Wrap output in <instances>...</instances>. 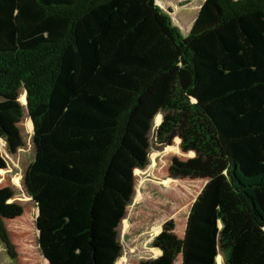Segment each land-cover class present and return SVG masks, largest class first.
<instances>
[{
    "label": "trees",
    "instance_id": "trees-1",
    "mask_svg": "<svg viewBox=\"0 0 264 264\" xmlns=\"http://www.w3.org/2000/svg\"><path fill=\"white\" fill-rule=\"evenodd\" d=\"M183 11L185 34L155 0H0V94L25 92L34 156L22 182L48 264H114L107 177L123 187L132 116L170 69L211 121L230 189L264 228V0ZM221 178L189 206L179 264H216ZM0 240L13 256L1 219Z\"/></svg>",
    "mask_w": 264,
    "mask_h": 264
},
{
    "label": "rangeland",
    "instance_id": "rangeland-1",
    "mask_svg": "<svg viewBox=\"0 0 264 264\" xmlns=\"http://www.w3.org/2000/svg\"><path fill=\"white\" fill-rule=\"evenodd\" d=\"M200 2L155 0L182 34L187 31L183 10ZM177 73L170 69L163 75L132 116L127 138L131 164L120 178L123 187L116 186L113 171L107 177L110 220L104 236L120 245L114 264H179L189 206L206 179L219 172L216 264H264V228L252 222L230 189L212 123L181 92ZM10 107L20 108L21 115ZM28 120L22 88L0 94V219L14 253L0 240V264H47L37 246V209L22 184L34 156Z\"/></svg>",
    "mask_w": 264,
    "mask_h": 264
},
{
    "label": "crops",
    "instance_id": "crops-1",
    "mask_svg": "<svg viewBox=\"0 0 264 264\" xmlns=\"http://www.w3.org/2000/svg\"><path fill=\"white\" fill-rule=\"evenodd\" d=\"M222 179V178H221ZM218 199H219V209H220V204H221V182L219 185V189H218ZM221 209L223 210V208L221 207ZM226 212V211H225ZM218 222V220H217ZM182 233V232H181ZM179 246H180V242H179Z\"/></svg>",
    "mask_w": 264,
    "mask_h": 264
},
{
    "label": "water",
    "instance_id": "water-1",
    "mask_svg": "<svg viewBox=\"0 0 264 264\" xmlns=\"http://www.w3.org/2000/svg\"><path fill=\"white\" fill-rule=\"evenodd\" d=\"M190 99H192V98H190ZM193 100V99H192ZM194 101V100H193ZM29 120H30V118H29ZM30 122H31V120H30ZM32 145H33V149H34V144H33V142H32ZM219 146H220V144H219ZM22 184H23V182H22ZM34 203V202H33ZM34 227H35V230H36V232H37V228H36V224L34 223ZM38 246V245H37ZM41 254V253H40ZM41 256H42V254H41ZM46 262H47V260H46ZM47 264H48V262H47Z\"/></svg>",
    "mask_w": 264,
    "mask_h": 264
}]
</instances>
